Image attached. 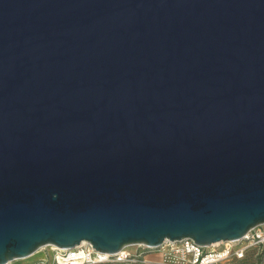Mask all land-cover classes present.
<instances>
[{
  "label": "water",
  "instance_id": "1",
  "mask_svg": "<svg viewBox=\"0 0 264 264\" xmlns=\"http://www.w3.org/2000/svg\"><path fill=\"white\" fill-rule=\"evenodd\" d=\"M264 225V0H0V264Z\"/></svg>",
  "mask_w": 264,
  "mask_h": 264
},
{
  "label": "built area",
  "instance_id": "2",
  "mask_svg": "<svg viewBox=\"0 0 264 264\" xmlns=\"http://www.w3.org/2000/svg\"><path fill=\"white\" fill-rule=\"evenodd\" d=\"M218 245L221 246L219 249L209 250L211 246H201L192 239L175 243L167 241L162 246L168 247V251H162L160 264H220L230 259L246 260L251 249L264 251V225L253 228L240 240L221 242ZM47 248H50L48 256L41 264H101L112 259L123 262L131 257V254L122 252L116 254L98 252L89 243H81L73 249L63 251L52 246ZM140 261L146 263L144 257Z\"/></svg>",
  "mask_w": 264,
  "mask_h": 264
},
{
  "label": "rangeland",
  "instance_id": "3",
  "mask_svg": "<svg viewBox=\"0 0 264 264\" xmlns=\"http://www.w3.org/2000/svg\"><path fill=\"white\" fill-rule=\"evenodd\" d=\"M220 247L221 246L219 245L211 246L209 250H217ZM48 250H50V248L46 247L39 253L35 252L37 254L34 253L27 258L14 260L11 264H41L42 262L46 261ZM162 251H168V247L162 246L158 249H154L144 245H133L121 251L122 253L131 254V257L128 260L123 262H116L114 259H112V261L110 262L101 264H160L162 260ZM259 254H261V251H259L258 249H251L248 253L247 259L244 261H235L233 259H230L221 262L220 264H264V253L261 255ZM142 257H144L146 263H142L140 261Z\"/></svg>",
  "mask_w": 264,
  "mask_h": 264
},
{
  "label": "bare ground",
  "instance_id": "4",
  "mask_svg": "<svg viewBox=\"0 0 264 264\" xmlns=\"http://www.w3.org/2000/svg\"><path fill=\"white\" fill-rule=\"evenodd\" d=\"M83 243H86V242H83ZM219 243H215V244H213V246H217ZM136 246H139V245H136ZM45 247H42L41 249H39L38 251H37V253H39L42 249H44ZM52 248H56V249H58L59 251H63V250H65V249H61V248H58V247H56V246H52ZM127 248V247H126ZM125 249V248H124ZM123 250V249H122ZM37 253H35V254H37ZM12 262H10V264H11Z\"/></svg>",
  "mask_w": 264,
  "mask_h": 264
},
{
  "label": "trees",
  "instance_id": "5",
  "mask_svg": "<svg viewBox=\"0 0 264 264\" xmlns=\"http://www.w3.org/2000/svg\"><path fill=\"white\" fill-rule=\"evenodd\" d=\"M263 253H264V251H261V254H263ZM261 254H259V255H261ZM259 255H258V256H259ZM243 261H244V260H243Z\"/></svg>",
  "mask_w": 264,
  "mask_h": 264
}]
</instances>
